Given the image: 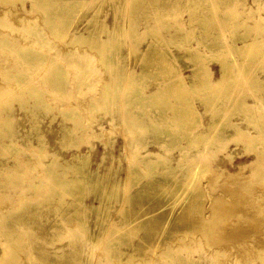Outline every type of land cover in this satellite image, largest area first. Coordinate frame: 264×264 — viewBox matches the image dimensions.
Returning a JSON list of instances; mask_svg holds the SVG:
<instances>
[{
	"label": "rangeland",
	"instance_id": "1",
	"mask_svg": "<svg viewBox=\"0 0 264 264\" xmlns=\"http://www.w3.org/2000/svg\"><path fill=\"white\" fill-rule=\"evenodd\" d=\"M76 1H79L78 4L81 7L74 12L72 17H69L72 24L61 27L62 32H64L62 33L63 35L56 36L52 30H46L47 34L45 33V36L49 38L50 44L43 46L48 53V57L44 61L45 65L34 67L33 69V66H30L31 64H24L18 61L21 70L30 71L31 69L27 82L23 80L18 81L12 75L13 73L9 74V72H12L9 67L0 66L1 86L7 87V90L12 88L11 92L0 94V115L8 116V114H12V116H16L14 123L16 121V124H18L17 128L21 125L22 130L20 135H22L23 141L26 142H21V150L26 152L18 153L11 149L0 151V257L3 258L0 261L5 260L7 253H5V250L7 249L10 254L8 259L11 260L6 264H139L140 261H147L149 262L148 264H185L179 260V255L181 254L187 258L191 257L192 264H215L218 257L212 258V255H221L219 258H221L222 264H233L236 261H239L238 264H264L259 253V250L264 249V221L260 222L264 217V210H262V208L264 209V200H261V198H264V159H262V157L264 158V145L257 140L255 143L259 145L260 150L262 149V152H257L256 147L248 145L250 141L246 138H241L238 143L229 141L230 143L227 146H224L222 143L208 146L206 144H189L188 140L184 138L178 141L166 138L159 142L148 128V119H150L148 115L142 116L138 114L141 109L145 114L151 113L154 105L150 103L140 107L133 105L129 102L130 96L125 93L127 90L124 89L130 83V81L129 83L126 81L128 78L131 81L135 79V77L132 78V68L140 70V54L146 51L151 43L156 41H158L157 44L161 51H166L168 54L174 56L187 53L186 48H196L206 53L207 57L210 56L211 61L209 64L211 67V64L215 62L219 63L220 59L216 57H222L221 55H227L226 58L229 60L240 57L236 54L233 47L241 45L244 36L258 37L263 41L260 42L261 46L258 48L257 57L251 59V63L256 67L254 69H252V66L249 67L251 71L253 70L252 72L256 71L258 74L264 68V0ZM39 15H37V18H39ZM248 15L250 18H245ZM91 17H95L101 22L98 25L99 29L96 31L102 37H107V34L103 32V28H101L102 25L106 26L107 30H112L116 26L120 28L112 37L113 45L107 46L106 50L101 51L92 43L71 40L75 31L86 32V24ZM244 18L248 20L249 27L239 24ZM16 34L17 36L24 35L23 32ZM159 37L163 39L158 40ZM7 49L0 46V60L8 54L12 60L15 59V56ZM228 50L233 57H230ZM103 59H106L107 62ZM53 62L58 65L61 64L65 69H68L67 82L64 83L65 87L62 88L63 90H57L50 82L48 83L44 79L46 76L43 75L41 78V71L45 69V66H48L46 69L57 68V65L55 66ZM177 62L181 66L191 64L190 60L186 58L181 60L177 57ZM50 65L53 66L51 67ZM182 72L188 77L189 73L192 74V68H187ZM259 74L262 75L261 73ZM220 76L219 71L215 70L214 74L211 72L210 79H217ZM188 78L186 79L190 81ZM252 78V74L247 75L245 69L240 64L234 66L232 72L229 73V77L219 85L218 90L213 91L214 96L211 99V110L207 111L204 109V105L202 106L200 103H197L199 109L203 113L205 112L203 122L208 126L215 120L225 118L229 123H238L237 121H240L242 118L247 120H244L242 125L240 124L242 128H245V126L253 127L250 131L253 134H257L258 131L255 127L250 125H257L256 118L250 119L247 115L252 112L244 111L237 101L240 98H244L246 101L258 103L261 111L258 108L256 110H259L264 115V80L262 82H252ZM253 79H256V76ZM107 81H110L112 84L114 90L112 95L107 100H101L99 103L93 102L95 98L102 94ZM25 83L35 85L39 90L43 89L44 94L42 96L46 101H42L35 109L34 99L30 97L28 98V103L26 102L27 99L25 100L27 109L19 107V97L23 99L28 97L26 94L22 96V92L24 93L22 89L26 90L23 87ZM143 84L144 86L146 85L147 90L155 88L151 78L146 77L142 83L140 82V86ZM199 91L198 94L191 91V94L195 96L198 102L200 99L199 94H205L203 90ZM110 99L113 102H110ZM4 101L11 103V108L7 107L3 103ZM220 103L222 105L225 104L222 107L224 109H215ZM160 110H166L164 111L165 114H173V111L168 107L161 108ZM160 110L158 109V111ZM75 123L78 124L74 128L76 143L70 148L64 149L61 144L63 129L65 126H74ZM137 123L139 125L144 123L143 129H137ZM35 124L39 126L38 131L35 128ZM261 124L263 125L264 123ZM221 127L220 124L216 125L214 128L215 132L219 133L223 139H227V134ZM92 129L96 132H91ZM105 129L112 130L106 133ZM40 132L45 137L46 152L45 150H39L42 145L41 139H38ZM260 138L264 139V129L261 131ZM147 142H150L151 145L144 148L143 144ZM159 143L165 146H160ZM92 144L94 145V150L92 151V156L89 158L92 169L98 167L102 156L106 154L107 162L105 161L104 163L105 167L114 163L115 169H119V160H121V169L118 174L123 178H126L130 166H134L135 160L133 154L136 150L141 152L150 150L155 153L151 154L152 159L155 160L157 157H160L168 166H176L179 163L186 166L189 159H197L202 162L207 161L209 168L208 170L205 169L200 175V178L202 177L200 179L202 187L206 188L204 192L208 191V193H205V204L209 208L221 193L227 195L231 190V193H229L231 195L236 190V193L233 196L231 195L232 197L229 194L225 195L227 202H229L227 205L229 219L226 214L223 220L227 222L215 220L216 224L220 223L221 226L218 224V227L217 225L214 226V233L216 231L217 237L214 233H210L214 235H211L213 239L209 238V236L207 238L206 235L203 236L199 231L198 235L193 236L192 241H190L191 237L185 238L187 239L186 241H181L178 232H175L173 237L176 236V238L169 237L163 242L158 241L150 250L143 252V255L138 252L132 253L128 249L129 241L122 240L118 243V249L126 253L124 255L120 253L116 255V245L113 243L111 237V239L107 236L106 238H102L104 237L102 235L100 238H92L90 232L86 231L88 227L85 226L84 230L77 218L75 219L73 216H66L65 213L62 214L60 211H56L57 205L52 204L53 199L47 201L48 198L44 201L41 200L42 197H38L40 199L36 198L40 193L39 191H41L40 188H42L41 192L47 190V193L44 195L50 198L60 197V194L55 195L52 191V188L55 191V188L57 189L58 187L51 179V172L49 173L44 166V164L51 160L53 152L63 156L68 155V158H70V154L72 153L78 151L86 152ZM180 144H184L185 148L181 150L179 148ZM235 144H238V146ZM229 153L233 154L231 158ZM257 153H259L260 157ZM60 161L63 163L62 159ZM253 161L254 164L252 163ZM10 166L12 168L7 170ZM105 167L102 168V173L108 171ZM221 168L225 172H222ZM115 169H112V171L115 172ZM209 169L210 171L212 170V174L217 175V173H220V176H212ZM67 171L73 174L71 169L70 171L67 169ZM180 171L181 173H187V168H183ZM129 173H132V170ZM231 173L236 174V176H232ZM237 173L243 179L239 178V176L237 177ZM202 175L205 176L203 177ZM235 177L236 179H234ZM203 178L204 182H202ZM209 178L211 180L214 178L218 180L210 181L208 180ZM225 179H229L227 180L228 182ZM131 181L129 180V182ZM208 181H210L209 184L211 186L207 183ZM30 182H34L33 184L38 183L40 185L39 189L37 187V190L35 185H32L33 187L29 186L30 184L28 185V183ZM211 182L214 183L211 184ZM222 183H226V186H229L226 187ZM25 184L27 185L26 187L24 186ZM208 187L211 191H209ZM232 188H235V190ZM187 190H190V186L187 187ZM123 193V191L120 193L113 205H120L119 200L123 198L121 196ZM21 195L22 198H20ZM26 196H33V200L39 206L36 217L34 216V211L33 217H31L32 205L30 202H26ZM66 197L69 200L72 199L71 196ZM92 197H94L93 194H90L86 198L88 203L95 200ZM233 197L236 198L234 199ZM254 197L260 199L258 203L255 202L257 207L251 199ZM260 207L262 208L260 209ZM93 216H95L94 213H90V222L94 220ZM112 216L114 220L118 219L115 211H112ZM26 219H31L32 223L36 221L38 227L35 225L29 226V221H25ZM54 220H58V223L64 226L66 232L62 240H56L55 244H51L49 240L40 239L39 237L45 236L46 233L43 231L50 228V225L56 224ZM222 226H224L225 230ZM7 227L11 229L9 233H12V235L19 232L22 233V236L18 237V242H11L8 234L3 232ZM215 227L219 228L221 233ZM103 228H107V231H109L112 225L110 222H106ZM231 229L244 232L228 240L226 236L232 232ZM92 230L94 232L99 231L98 227L93 225ZM36 231L37 233H34ZM139 231L140 227L136 228L133 233ZM135 239L133 242L136 241ZM184 242L186 244H183ZM180 246L183 249H178ZM129 255H134L135 258L130 259Z\"/></svg>",
	"mask_w": 264,
	"mask_h": 264
},
{
	"label": "bare ground",
	"instance_id": "2",
	"mask_svg": "<svg viewBox=\"0 0 264 264\" xmlns=\"http://www.w3.org/2000/svg\"><path fill=\"white\" fill-rule=\"evenodd\" d=\"M28 3L30 4V7ZM78 3L79 1L76 0H0V46L6 49L8 48L7 50L10 51L11 54H13L16 59V60L13 59L15 61L14 62L10 57V55L8 54L5 56V58H3L4 60L3 59L0 60L1 61L0 66L3 65L4 67H9L10 70H12V72L11 73L9 72V74L13 73L12 75H14V77L18 81L23 80L24 82H27L28 76L29 74H31V69L30 71L21 70V68H19L18 61H21L24 64H31L30 66H33L32 67L33 69L34 67L36 68V67L44 66L45 65L44 61H46L48 57V53L43 46H48L50 44L49 38L45 36L47 34L46 30H52L56 36L64 33L62 32L61 27H63V25L67 26L72 24L71 19H69V17L70 16L72 17L74 12L81 7V5H79ZM37 15H39V18H37ZM245 18L249 19L250 16L248 15ZM245 18L239 24L249 27L250 24H248V20ZM100 24L101 22L97 18L95 17L89 18L88 23L86 24V29H85L86 32L75 31V33H73L74 35L71 40H74L75 42L77 41L84 43L85 42L92 43L93 45H96L97 48H99V50L101 51L106 50L107 46L113 45L112 37L115 33L118 32L120 28L116 26L112 30L111 29L107 30V27L102 25L101 28H103V32L107 34V37H102L101 34L99 33L98 35V32L96 31L99 29L98 25ZM19 32L20 33L23 32L24 35L22 34L23 36H17L16 33ZM160 39L162 40L163 38L159 37L158 40ZM242 40L243 41L241 45H236L235 47H233L235 49L236 54L240 56L236 58L237 60L234 58L229 60L226 58L227 55H221L223 58L216 57L220 59L218 62L221 66V76L218 77L217 79H210V75L212 72V69L209 64L211 61L210 56L207 57L206 53L196 48H186L187 53L178 56L175 55L176 56L175 57L172 54H168V52L166 51L163 50L161 51L159 49V45L157 44L158 41H156L154 43H151L149 45V48L146 49V51H144L142 54H140V58H139L140 70H134L132 68L133 70V71L131 70L132 78L135 77V79H132L131 81V79L128 78L126 81L128 83L130 81V83L129 85H126L124 89L127 90L125 93H127V95L130 96L129 102H131L133 105H137L138 107L149 103L154 105V109H153L154 114L153 111L149 114H145L142 109L138 113L142 116L148 115V117L150 118L148 119V125H149L148 128L152 132L154 138H156L159 142L160 140L166 138L173 139L175 141L184 138L188 140L189 144H196V145L206 144L207 146L217 145V144L219 145L220 143L224 144V146H227L230 143L229 141H234L235 143H238L240 142L241 138H246L247 140L250 141V143L247 142L249 143L248 145L256 147L257 152H262V149L261 150L259 149L260 148L259 145L255 143L257 140H259L261 144L264 145V139L260 138L261 131L264 129V124L263 125L261 124L264 123V115L262 112H259V110L261 111V109H259L258 103H252L249 102L248 100L246 101L244 98H240L239 100H237L239 105L242 107L244 111L246 110L252 112L249 115H247L248 117H250V119L256 118L257 125L254 124H250V125H253L255 127V129L258 131L257 134H253V132L250 131L253 127L245 126V128H242L241 125L243 121L246 120L242 118L240 121H237L238 123L235 122L229 123L225 118H221L222 120L221 119L215 120L214 122H212L210 125L207 126L203 122V115L205 112L203 113V111L200 110L199 107L197 106L198 105L197 103H200L202 106L204 105L203 107L207 111L211 110L210 109L211 108L210 106L212 105L211 99H213L212 97L214 96L213 91L218 90L219 85L229 77V73L232 72V69L236 65L240 64L245 69V73L247 75H250L251 73L253 78H255L256 76V79L252 78L251 80L252 82H262V80H264L263 77L264 68H262V70H260L261 72H259L262 75H260L259 73L257 74L256 71L252 72L253 70L251 71L249 69V67L251 66L252 69L256 67L251 63V59H255V57H257L258 48L259 46H261L260 42H262L263 40L259 39L258 37L252 38L249 37L248 35L244 36ZM4 51L6 52L5 49ZM228 54L230 55L231 53L229 52ZM231 55L230 57H233ZM177 57H179L181 60L184 58L189 59L191 64H184V66H181L177 62ZM103 60L107 62L106 59ZM54 65L55 66L57 65V68H53L52 67L53 65L52 66L50 65L52 69L50 68L46 69V67L48 66H45L44 67L45 69H43V71H41L42 70L41 69L40 70L42 72L41 78L43 75L46 76L47 79L46 78L44 79L47 80L48 83L50 82L53 85V87H55L57 90H63L62 88L65 87L64 83L67 82L66 79L68 77V71H67L68 69H65L64 66L61 64L58 65L54 63ZM183 67L185 69L192 68V74L189 73L188 75L189 78L183 74L182 71L185 70ZM3 71H5V69H3ZM240 75L243 76L242 74ZM146 77L151 78L152 84L155 86L154 89L147 90L146 85L144 86V84L140 86V82L142 83ZM262 77L263 79H261ZM53 78L56 80V82ZM186 78L190 79V81H188ZM207 78H209L210 80ZM23 87L26 88V90L22 89V91H24V93L22 92V96L23 94H26L28 95V97L24 99L22 97H19L18 100H19L20 108L27 109L25 105L28 103L29 97L34 99L33 101L34 109L36 108V106L41 104L42 101H46L42 96L44 94L43 89L39 90L35 85L30 83L23 84ZM199 90H203L205 94H199L200 99L198 102L195 99V96L191 94V91L193 93L198 94L200 92ZM9 91L11 92L12 88H10V90H7V87L5 88L3 85L1 86L0 84V94L7 93ZM113 91L114 90L112 84L110 83V81H107V83L103 88L102 94L99 97L95 98L93 102L99 103L101 100H107V98H110ZM225 91L227 90L225 89ZM25 100L27 103L25 102ZM110 102H113V100L110 99ZM3 103L7 105V107L11 108L10 105L11 103H9L8 101L7 102L4 101ZM106 103L108 104V102ZM224 106L225 104L222 105V103H220V105L216 106L215 109L219 110ZM164 107L170 108L173 111V114H165L164 111L166 110H160L161 108ZM257 108L259 110H256ZM158 109L160 111H158ZM13 117L14 116H12V114L11 115L8 114V116L0 115V137H1L0 151L11 149V150H15L18 153L26 152L21 150L22 149L21 142L26 143L23 141V138H21L22 135H20L22 130L21 125L17 128L18 124H16V121L14 123V119H16V116L14 118ZM130 120L133 122L132 119ZM217 123L220 124L222 126L221 129L226 132L227 139H223L222 136L220 137L219 133L215 132L214 128L216 125H218ZM77 125L78 124L75 123L74 126H65V128L63 129L62 132L63 137L61 144L62 147H64V149L65 148L68 149L71 146L75 145L76 133L74 131V128ZM143 127H144V123L141 125L138 124L137 129H143ZM35 128L38 131L39 126L36 125ZM130 128L132 127L130 126ZM112 129H108V130L105 129V131L106 133H109L111 132ZM92 131L96 132L94 131V129H92L91 132ZM38 139L39 140L41 139L40 141L42 142L41 143L42 145L40 144L41 146L39 150H45V146H46V143H44L45 137L41 132L38 134ZM149 145H151L150 142L143 144L144 148L148 147ZM159 145L165 146L162 143H159ZM235 145L238 146V144ZM179 148L182 150L185 148V145L180 144ZM93 150H94V145L92 144L89 146L86 152L78 151L80 153L78 152L72 153L70 154L71 156L70 158H68L69 157L68 155L63 156L60 155L59 153L53 152L51 156V160L48 161V163L44 164V166L49 173L51 172L52 174L51 179L54 182V184L57 185L58 187L57 189L55 188V191L52 188V191L55 193V195L60 194L59 195L60 197L56 196L50 198L49 196L44 195L47 193V190L46 191L43 190V192H41L42 188H40L41 191H39L40 192L39 195L36 194L37 195L36 198L42 197L41 200L44 201L47 200L48 198L49 199L47 201L53 199L52 200L53 203L52 202L51 203L57 205L56 211H60L62 214L65 213L66 216L70 215L71 217L72 216L75 217V219L77 218V220H79L80 222V225L83 226L84 230H85L84 228L85 226L88 227L86 231L90 232V236L92 238H100L102 235L104 236L102 238H106V236L109 239L112 238L113 243H115L116 245V249H115L116 255H118V253L122 255L126 253L118 249L119 248L118 243L121 242L122 240L129 241L128 249H130L132 253L138 252L139 254L143 255V252L150 250L151 247L158 241L163 242L165 239L169 237L176 238V236L173 237L175 232L176 233L178 232V236L180 237L181 241H186L187 239L185 238L187 237H191L190 241H192L194 238L193 236L198 235L197 233L199 231L200 234H202L203 236L206 235V237L209 236V238L213 239L211 237V235L213 234L210 233H214L213 228L215 225L218 224V223L216 224L215 220L218 219L219 221H222L224 223L227 222L223 220L226 217V214L228 213L227 205L229 203L225 198L226 195L225 193L224 194L221 193L217 199L214 198L215 202L213 201V203L209 206V208H207L208 205L205 204L206 202L205 193H208V191L204 192L206 188L204 186L202 187L200 180L202 177L200 178V175L201 173L204 172L205 169L208 170L209 167L207 161L202 162L201 160H197V159H189L188 163H186V166L181 165L180 163L176 166H170V165L168 166V164H166L160 157H157L155 160L152 159L151 154H155L154 152H151L150 150H146V152H141L139 150H136L135 153L133 154L135 160L134 166H130V168L127 171L126 178H123L122 176H120V174H118L119 170L121 169V163H122L121 160H119V165H120L119 169H115L113 165L114 163H111V165L105 167L104 163L107 158L106 154L102 156V159L100 161L101 163L98 164V167L96 169H92V165L89 162V158L92 156ZM263 153H264V149H263ZM257 154L259 155V153ZM229 155L231 158L233 154L229 153ZM113 158L115 159V157ZM227 158L229 159V157ZM60 159H62L63 163L60 161ZM262 159L264 158L262 157ZM252 163L254 164V161ZM258 164H262V163H258ZM103 167L107 168L108 171L102 173L101 170ZM11 168L12 166L8 167L7 170ZM183 168L185 169L187 168V173L185 172L181 173L180 170H182ZM67 169L69 171L71 169V171H73V174H70V172H68ZM112 169H115L116 173L113 172ZM131 170L132 173L128 174V172ZM221 170L222 172L223 171L225 172V170H223L222 168ZM211 172L212 170L210 171V173ZM238 173H237V177L239 176V178H242ZM213 175L214 174H212V176ZM217 175L220 176V173L219 174L217 173ZM217 175H214V177ZM231 175L236 176V174L233 173H231ZM21 177L23 176L21 175ZM218 179L214 178L212 180L217 181ZM234 179H236V177ZM129 180L132 181L129 182ZM208 180L212 181L211 178H209ZM205 181H207V179H205ZM210 181H208L207 183L209 184ZM202 182H204V178ZM33 183L34 182H30L28 183V185L30 184L29 186L31 187H33L32 185H35L36 189L37 187L39 189L40 185L38 183L35 184ZM213 183L214 182H211V184ZM226 183H222V185L225 184L226 186ZM233 185L235 186V184ZM24 186L26 187L27 185L25 184ZM188 186H190V190L186 191ZM232 189L235 190V188ZM27 190L29 189L27 188ZM122 191L124 193L123 195H121L123 198L119 200L120 205H113V203L117 201ZM209 191H211V189ZM260 191L259 193L263 195L262 192ZM233 192L232 193L235 194L236 190ZM229 193H231V190ZM259 193L257 192V194ZM90 194H93L94 197L92 198H94L97 201L92 199L93 201L88 203L86 198H88ZM233 194L231 195L233 196ZM231 195L229 194V196ZM66 196H71L72 199L69 200L68 197ZM20 198H22V195ZM25 198H27L26 202H30L32 205L31 208L32 210L30 213L31 217H33V211H34V216L36 217L38 214L37 211L39 209V206L37 205V202L33 200L35 198V195L34 198L33 196L32 197L26 196ZM251 199L253 203L255 202L258 203L260 200L256 197ZM261 200H264V198L263 199L261 198ZM218 205H220L219 208H217ZM261 208L262 207H260V209ZM262 210L264 209L262 208ZM112 211L116 212L118 217L117 220H114L112 216ZM92 212L94 213L95 216H93L94 220L90 222V213ZM236 213L235 215H237ZM262 219L260 222L264 221V219L263 220ZM30 220L31 219L25 220V221H29V226L35 225L38 227V223L36 221L32 223V220L31 221ZM54 221H56L55 222L56 224L50 225V228L43 231L46 233L45 236L39 237L40 239L43 238L49 240L51 244H55L56 240H62L65 237V232H66L64 230V226L61 223L59 224L58 220H54ZM106 222H110V224L112 225V228L109 231H107V228H103V225ZM92 225L97 226L99 231L94 232L92 230ZM218 225H220V223ZM139 227H140V231L137 233H133L135 229ZM222 227L225 230L224 226ZM217 229L219 230V228ZM10 230L11 229L7 227V229L4 230L3 232L8 234V237L11 242H15V243L18 242V237H21L22 233L19 232L17 233L18 235L17 234L12 235V233H9ZM240 231L238 230L234 231L233 229L232 232L230 231L231 233H228V236H226L225 233L224 234L226 238L230 240L233 237H236V235H240L241 233L244 232V231L241 232ZM34 233H37V231ZM134 238H136L135 242H133ZM222 239L227 240L224 237ZM183 244L186 243L184 242ZM178 249H183V248L180 246L178 247ZM5 253H6L5 260L0 262L6 264L11 259H8L10 254L9 251H7V249L5 250ZM259 253L263 260L262 262L264 263V249L259 250ZM129 256L130 259L135 258L134 255H129ZM220 256L221 255L218 256L212 255V258L218 257L216 259L217 261L215 262V264H222L220 260L221 258H219ZM1 258L2 257H0V259ZM179 260L183 261L185 264H192L191 257L187 258L182 254L179 255ZM238 262L239 261H236L234 263L231 262V263L238 264ZM148 263L149 262L147 261L139 262V264H148Z\"/></svg>",
	"mask_w": 264,
	"mask_h": 264
},
{
	"label": "crops",
	"instance_id": "3",
	"mask_svg": "<svg viewBox=\"0 0 264 264\" xmlns=\"http://www.w3.org/2000/svg\"><path fill=\"white\" fill-rule=\"evenodd\" d=\"M211 69H212L213 74H214L215 70H218L219 73L221 74V66L219 63L215 62V63L211 64Z\"/></svg>",
	"mask_w": 264,
	"mask_h": 264
}]
</instances>
